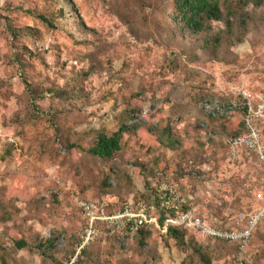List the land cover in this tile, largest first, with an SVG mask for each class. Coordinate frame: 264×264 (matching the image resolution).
I'll use <instances>...</instances> for the list:
<instances>
[{"label": "rangeland", "instance_id": "374dc122", "mask_svg": "<svg viewBox=\"0 0 264 264\" xmlns=\"http://www.w3.org/2000/svg\"><path fill=\"white\" fill-rule=\"evenodd\" d=\"M73 2L76 14L63 1L51 5L52 14L66 11L49 27L31 13L49 11L45 0H0V154L13 145L17 155L0 159L6 264H203L193 244L211 264H264V0H219L232 29L212 21L197 35L175 0ZM123 122L140 129L114 160L85 151ZM165 127L201 146L147 154L158 145L149 130ZM164 185L234 239L191 231L180 247L154 231L143 245L100 227L89 256L78 253L85 222L74 195L116 200L117 211ZM21 239L35 251H18Z\"/></svg>", "mask_w": 264, "mask_h": 264}, {"label": "trees", "instance_id": "16d2710c", "mask_svg": "<svg viewBox=\"0 0 264 264\" xmlns=\"http://www.w3.org/2000/svg\"><path fill=\"white\" fill-rule=\"evenodd\" d=\"M63 1L65 6L71 9V13L76 14V9H75V4L73 0H45V2L49 3L50 6H48V9H50L47 12H41L38 14L33 13L34 15H37V18H39L42 22L47 24L49 27L54 26V17L57 15L65 16V9L64 8H58L56 7L57 11L54 12V14L51 13L53 10V7L51 5L56 4V2ZM175 8L178 16L180 19L183 21L184 25L193 33V34H200L202 32H205L206 29H208L207 23L216 21V22H221L225 21L227 28L232 29L233 27V22H232V16L230 15L229 17L225 18L224 13L220 7V2L219 0H175ZM16 34V32H14ZM216 41H219L216 39ZM34 93L30 91L31 98L33 96V99H35ZM57 129V128H56ZM139 127L136 125L129 126L126 125V122L122 123V126L120 130L116 133H108L105 131L98 132L96 134V137L94 139V142L92 145L85 150L90 156L93 158H96L98 160L102 161H112L114 160L119 153H122L124 150V137L128 134H134L136 135L139 131ZM59 131V129H57ZM151 131L153 135H155L154 141L158 145L154 147V149L148 150L147 154H152V151H171L175 153L178 156L182 155H188L194 153V145L201 146L199 142H196L192 145L189 146L188 142L183 140L182 138H179L176 134H174L170 128L165 127L163 129H157V130H149ZM237 137V136H236ZM66 149L71 152L74 149L78 148V144L76 143H71V142H66L65 143ZM190 154V155H191ZM16 151L14 146L8 145L3 149V151L0 154V159L2 161H7V160H16ZM158 165V163H156ZM143 169L146 172H150L151 175H158L157 171L154 169V171H149L148 168L143 167ZM175 190L179 193L176 187H174ZM107 192L105 191V194ZM153 194L155 195L154 198L150 201L147 200L146 197H143L144 200H136V202L142 201L147 205H154L157 207L158 210V216H159V221L160 225L163 226L164 222L167 218V214L163 212L160 209V196L158 194V190L153 191ZM180 194V193H179ZM183 196L182 194H180ZM81 199L87 200L88 197H84L80 195ZM184 197V196H183ZM185 198V197H184ZM187 200V206H184L182 211L185 212L186 209L189 206H194L191 201ZM128 203V202H125ZM124 204V203H123ZM122 204V205H123ZM122 206L120 207V209ZM113 211V208L109 210V212ZM172 217H176L175 214H172ZM85 222V221H84ZM86 225V223H85ZM160 232L162 233L161 230L157 228H142L138 234L136 235L140 240L141 244L145 245V243L152 238L153 232ZM194 231L191 229H186L185 227H170L166 235L176 241L179 246L185 247V240L187 236L189 235V232ZM196 232V231H194ZM163 234V233H162ZM215 240H221V238H215ZM226 241L229 239H225ZM224 241V240H223ZM228 242V241H227ZM14 246L18 251L22 250H28L30 252H34L35 249L31 247L25 240L21 239L18 241L14 242ZM180 246V247H181ZM193 247L196 251L197 254L200 255L202 258L203 264H211L210 258L204 254V247L202 245H196L193 244ZM39 250V255L40 256H45L47 255V246L41 245L40 248H37ZM41 249H45V251H41ZM52 249V246H51ZM83 257H88L89 256V249H85L82 252ZM0 257L4 261V264L7 263V258L4 255V251H0ZM51 259L56 262L54 257H51ZM82 264V262H81Z\"/></svg>", "mask_w": 264, "mask_h": 264}, {"label": "built area", "instance_id": "2783aa9c", "mask_svg": "<svg viewBox=\"0 0 264 264\" xmlns=\"http://www.w3.org/2000/svg\"><path fill=\"white\" fill-rule=\"evenodd\" d=\"M247 112L254 113V108L247 104ZM262 113V112H261ZM260 119L258 116L255 118ZM254 120V121H255ZM253 135H256L254 130ZM244 140L236 138L234 144L241 145ZM249 148V147H248ZM259 159L264 163V153L260 152ZM160 196V209L167 214L164 225H160L158 210L154 205H147L142 201H130L124 203L122 208L109 212L117 203L106 202V200H84L74 195L72 201L78 211H80L86 225L84 228L81 244L78 253L81 254L99 236L100 227L107 229L112 235L119 238L134 239L142 228H157L162 233H167L170 227H185L196 231L202 238H225L234 239V236L224 232L214 230L205 225L203 219L198 215L195 207L189 206L185 212L182 211L187 206V200L181 196L174 187L164 185L158 189ZM175 214L176 217H172Z\"/></svg>", "mask_w": 264, "mask_h": 264}]
</instances>
